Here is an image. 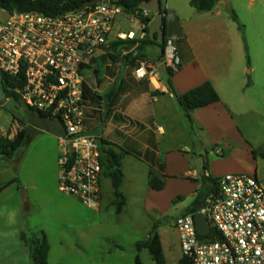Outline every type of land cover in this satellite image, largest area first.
<instances>
[{"label": "built area", "instance_id": "2783aa9c", "mask_svg": "<svg viewBox=\"0 0 264 264\" xmlns=\"http://www.w3.org/2000/svg\"><path fill=\"white\" fill-rule=\"evenodd\" d=\"M143 10V17H150L152 12ZM6 15L0 18V73L23 83L13 91L27 110L62 121L66 134L58 137L59 189L88 209L99 210L102 145L100 137L85 133V75L95 61L111 53L113 43L137 36L132 31H115L117 18L126 15L117 0L93 2L58 16ZM160 62L174 71L181 65L173 40L168 41ZM159 66L142 61L134 68V76L150 81L160 76ZM203 177L208 180V192L202 206L176 221L182 259L186 264H264L261 181L245 174L214 177L208 170ZM198 213L206 219L208 234L201 235L197 228Z\"/></svg>", "mask_w": 264, "mask_h": 264}, {"label": "rangeland", "instance_id": "374dc122", "mask_svg": "<svg viewBox=\"0 0 264 264\" xmlns=\"http://www.w3.org/2000/svg\"><path fill=\"white\" fill-rule=\"evenodd\" d=\"M163 2L165 4V0ZM171 3L178 4L191 40L194 38V41H198L206 56L216 57L221 43L231 35L232 40L228 42L231 48L229 52H222L221 59L228 57L229 62L230 70L227 75H223L229 81L227 92L237 89V98L244 100L239 102L224 93V98L229 100L233 109L232 118L238 131L232 128L220 132L211 130L205 133L202 141L209 161L214 162L223 175L257 176L264 186V159L252 154V151L264 152V0H222L219 3L222 13L220 18L211 13H198L189 0H172ZM231 11L236 13L240 24L244 26L243 34L239 32L238 24L231 20ZM6 16V12L0 9V18ZM180 29L176 24L173 32H180ZM115 31H132L137 37L143 33L141 22L128 15L117 18ZM172 40L177 47L188 51V41L184 35ZM128 50L127 45H119L112 47L110 52L122 57ZM145 54L152 62V59L161 56L162 50L152 46ZM118 65L111 60L107 63L99 61L90 68L91 79L105 77L108 84L111 80L107 78H114L108 67L119 69ZM125 70L123 66L124 73ZM5 103L6 97L0 82V114L9 111L18 114L20 104L17 101L11 99L3 107ZM198 136L196 130L195 138L198 139ZM49 142L56 143L52 138ZM124 167L126 170V161ZM179 170L178 160L171 156L169 172L177 173ZM127 174L130 178L129 171ZM177 176L175 179H166L165 189L161 192L150 188L146 176L140 175L136 183L128 180L125 183L127 206L121 215L116 214V208L111 204L114 200L113 188L105 177L102 181L103 203L99 210L88 209L73 197L60 195L62 201H59L53 198L50 190L48 192L54 201L40 208L34 207L25 214L26 233L32 236L45 232L50 244L49 264H135L137 256H140L143 264H155L149 251L144 249L139 252L136 244L147 240L154 226H157L165 264H179L182 253L176 221L197 198L203 201L208 191L207 180L202 183L201 180ZM4 198L6 195L1 199ZM27 264H32L29 256Z\"/></svg>", "mask_w": 264, "mask_h": 264}, {"label": "crops", "instance_id": "0c3cea01", "mask_svg": "<svg viewBox=\"0 0 264 264\" xmlns=\"http://www.w3.org/2000/svg\"><path fill=\"white\" fill-rule=\"evenodd\" d=\"M171 1L165 0L164 4L162 0L163 10L168 11L165 31L170 40L184 35L186 42L188 41V51L177 47L182 69L177 71L173 78L175 92L182 95L210 81L221 100L194 112L193 120L199 132L197 139L191 136L173 90L161 75L150 81L139 80L134 76V68L126 65L124 73L123 65H118L119 69L108 67L110 75L114 78H107L111 81L106 84L108 80L106 81L105 77L91 79L90 72H87L84 83L85 133L100 137L101 140L113 145L117 151L128 153L123 159L124 194L125 183L128 180L136 183L142 175L148 178L149 183L150 172L159 171L160 166H164L163 174L166 179H175L177 175H181L195 181L201 180L203 183L200 177L204 167L212 176H222L223 172L215 167L214 162L209 161L202 139L205 133L211 130L220 132L232 128L238 131L232 118L233 109L229 100L224 98V93L226 96L230 94L231 98L239 102L244 100L237 98L239 94L237 89L227 92L229 81L223 75H227L230 70L229 62L228 57L221 59L222 52H229L231 48L228 43L232 40L231 35L221 43L216 57L206 56L201 51L198 41H194V38L191 40L178 4ZM191 1L189 0V3ZM219 6V4L216 6L213 13L210 12L216 18H220L222 14ZM176 24L180 26L181 33L173 32ZM142 35L137 38H142ZM151 61L154 65H161L160 57ZM1 87L3 90L2 83ZM112 89L121 90L114 101H109L107 95ZM10 102L11 99L6 98L3 107ZM18 103L20 104L18 114L11 111L0 114V141L13 139L22 129L28 134L23 148L12 157L4 155L0 146V264H27L30 248L21 239V235L28 230L25 219L27 212L34 207L40 208L41 205L49 204L53 198L62 201L60 195L72 198L59 189V138L32 125L27 116L28 110L21 102ZM50 138L56 143H50ZM195 154L200 157L199 169L194 159ZM171 156L179 162L180 170L177 173L169 172ZM128 171L131 174L130 178ZM50 190L52 199L48 192ZM5 195L6 198L2 200ZM125 195L127 198V194Z\"/></svg>", "mask_w": 264, "mask_h": 264}, {"label": "trees", "instance_id": "16d2710c", "mask_svg": "<svg viewBox=\"0 0 264 264\" xmlns=\"http://www.w3.org/2000/svg\"><path fill=\"white\" fill-rule=\"evenodd\" d=\"M98 1L101 0H0V9L6 11L9 14H14L15 12H36L47 16H58L63 13L76 11L90 3ZM148 1L150 0H117V5L123 9L126 15L136 17L137 14H139L137 17L138 20L144 25V37L113 43L112 47L127 45V48L129 49L128 52L122 57H117L109 53L108 55L101 57L100 60L95 61L94 64H97L99 61L102 63H107L108 60H111L114 64L123 65L125 67L127 65L129 67L136 68L140 62L148 60V56L145 54V51L152 46H158L161 48L162 54L160 56V60L163 59L167 43L170 39L168 33L165 30V39L162 44L157 43L156 40L150 39L148 35V28L149 24L155 18V15L154 13H151L150 17L145 18L142 15L144 10L141 8L142 4ZM221 1L222 0H192L190 5L198 13H210L214 11L216 6ZM163 13L164 27L166 28L168 24V11L164 9ZM230 18L234 23L238 24V30L243 34L244 26L240 24L239 18L234 11H231ZM243 40L245 44V50L247 51L245 38H243ZM181 69L182 67L180 65L177 71ZM177 71H174L171 68L168 69V80L166 83L173 90L179 110L188 125L191 136L195 138L197 129L193 120L194 112L214 105L220 102L221 99L210 81H206L202 85L191 89L182 95L177 94L173 86V78ZM0 82L2 83L6 98L14 99L17 102H20L19 95L13 90L16 87L21 88L23 83L21 81L16 83V80L2 73H0ZM120 90L121 89H112L108 93L107 99L109 101H114L119 96ZM154 94L158 95L159 93ZM27 139V131L23 129L20 130L13 139L0 141L3 154L7 157H12L23 148ZM101 145L100 160L103 167V176L109 179L112 184L114 195L112 205L116 208V214L121 215L127 206V199L122 191V187L124 184L123 159L128 153L122 150L117 151L113 145L106 143L103 140H101ZM252 154L254 157L260 156L264 159V152L253 151ZM203 170H206V167H204ZM163 172L164 166H160L159 171L157 172H150L149 185L152 190L161 192L165 189L166 176L163 174ZM205 180L206 179L202 174V181L205 182ZM202 204L203 201H200V199L197 198L193 205L186 210V213L197 211L200 209ZM21 239L30 248L32 264H49L50 244L45 232L41 231L37 234H33L32 236L24 232L21 235ZM136 248L139 252L144 249L148 250L155 264H165L161 237L158 233L157 226H154L147 240L140 241L136 244ZM135 264H143L140 256L136 257ZM179 264H186V262L182 259Z\"/></svg>", "mask_w": 264, "mask_h": 264}, {"label": "water", "instance_id": "95a60500", "mask_svg": "<svg viewBox=\"0 0 264 264\" xmlns=\"http://www.w3.org/2000/svg\"><path fill=\"white\" fill-rule=\"evenodd\" d=\"M142 9L150 10L154 13L155 18L149 24L148 28V35L151 40H156L157 43L162 44L165 39V27H164V20H163V8H162V0H150L145 2L141 6ZM159 73L164 79V81L168 80V67L166 63H162L159 66ZM27 116L29 118V122L32 125L37 126L40 130L54 135L56 137H62L66 134V129L64 124L59 119H50L48 117L43 116L38 112H34L28 110ZM72 151V147H70ZM194 159L196 160V166L198 169L200 168V157L195 154ZM197 219V228L201 235L208 234L210 228L206 222L204 216L200 213L196 215Z\"/></svg>", "mask_w": 264, "mask_h": 264}]
</instances>
